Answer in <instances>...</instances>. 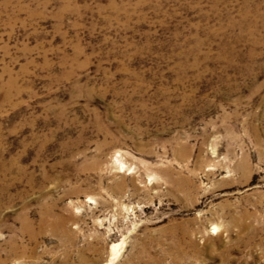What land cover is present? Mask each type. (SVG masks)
<instances>
[{"label":"rangeland","instance_id":"obj_1","mask_svg":"<svg viewBox=\"0 0 264 264\" xmlns=\"http://www.w3.org/2000/svg\"><path fill=\"white\" fill-rule=\"evenodd\" d=\"M0 264H264V0H0Z\"/></svg>","mask_w":264,"mask_h":264},{"label":"bare ground","instance_id":"obj_2","mask_svg":"<svg viewBox=\"0 0 264 264\" xmlns=\"http://www.w3.org/2000/svg\"><path fill=\"white\" fill-rule=\"evenodd\" d=\"M114 256H117V255H114Z\"/></svg>","mask_w":264,"mask_h":264}]
</instances>
